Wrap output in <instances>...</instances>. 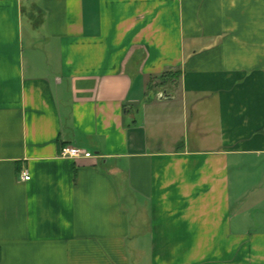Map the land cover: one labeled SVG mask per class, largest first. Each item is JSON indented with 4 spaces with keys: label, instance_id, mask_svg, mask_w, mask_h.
<instances>
[{
    "label": "crops",
    "instance_id": "crops-1",
    "mask_svg": "<svg viewBox=\"0 0 264 264\" xmlns=\"http://www.w3.org/2000/svg\"><path fill=\"white\" fill-rule=\"evenodd\" d=\"M0 264H264V0H0Z\"/></svg>",
    "mask_w": 264,
    "mask_h": 264
},
{
    "label": "built area",
    "instance_id": "built-area-1",
    "mask_svg": "<svg viewBox=\"0 0 264 264\" xmlns=\"http://www.w3.org/2000/svg\"><path fill=\"white\" fill-rule=\"evenodd\" d=\"M60 156L63 158H71V159L78 158L80 156V151L79 149L76 148L64 147L60 152ZM20 179L22 181H28L30 179V176L26 171H23L20 173Z\"/></svg>",
    "mask_w": 264,
    "mask_h": 264
},
{
    "label": "trees",
    "instance_id": "trees-1",
    "mask_svg": "<svg viewBox=\"0 0 264 264\" xmlns=\"http://www.w3.org/2000/svg\"><path fill=\"white\" fill-rule=\"evenodd\" d=\"M165 76L166 75H162L161 79H163ZM169 76H171L173 79H177L179 76V73L178 72L171 73V74H169Z\"/></svg>",
    "mask_w": 264,
    "mask_h": 264
},
{
    "label": "water",
    "instance_id": "water-1",
    "mask_svg": "<svg viewBox=\"0 0 264 264\" xmlns=\"http://www.w3.org/2000/svg\"><path fill=\"white\" fill-rule=\"evenodd\" d=\"M166 94L165 93H162V95L161 96H163V98H164V96H165Z\"/></svg>",
    "mask_w": 264,
    "mask_h": 264
}]
</instances>
